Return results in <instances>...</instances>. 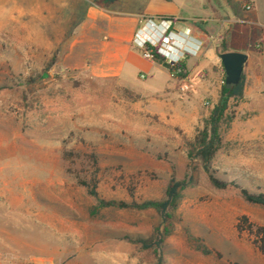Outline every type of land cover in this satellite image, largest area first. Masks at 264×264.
<instances>
[{
  "label": "rangeland",
  "instance_id": "374dc122",
  "mask_svg": "<svg viewBox=\"0 0 264 264\" xmlns=\"http://www.w3.org/2000/svg\"><path fill=\"white\" fill-rule=\"evenodd\" d=\"M245 1L168 0L156 10L180 20L141 15L220 26L224 5ZM74 3L41 0L39 20L24 13L0 30L2 258L35 264L40 235L55 244L50 264H264V207L239 194L264 193V101L228 100L211 169L238 188L214 189L192 150L224 80L218 54L185 57L183 81L139 51L143 78L68 68L59 58L83 16ZM234 22L235 30L250 26ZM258 39L245 49L256 50ZM92 155L104 200L159 201L171 178L182 182L167 219L154 210L95 208L75 180L88 179Z\"/></svg>",
  "mask_w": 264,
  "mask_h": 264
},
{
  "label": "crops",
  "instance_id": "0c3cea01",
  "mask_svg": "<svg viewBox=\"0 0 264 264\" xmlns=\"http://www.w3.org/2000/svg\"><path fill=\"white\" fill-rule=\"evenodd\" d=\"M92 1L74 0V5L83 16L78 22L75 33L66 41L59 60L68 68H86V71L97 77L134 78L137 75L144 77L141 64L143 60L135 54L138 50L132 44L134 32L143 25L141 13L168 15L175 20L181 18L175 17L171 12L156 10V7L168 3L167 1L120 0L104 8L95 5ZM244 3L251 5L249 12L242 10L243 3L236 7L225 4L228 17L220 21V26L203 25L205 19L192 23H185L183 20L172 24V29L178 32L180 41L186 44L192 54L186 56L187 60L195 59L197 56L204 57L208 52L212 53L214 58L224 52L245 53L247 59L242 70L243 98L264 101V0H246ZM5 4L8 5L6 8ZM130 4L134 6L132 10L122 9ZM141 5L143 9L139 8ZM24 13L32 15L33 21L37 14L39 20L41 0H0V30L4 27L2 23L5 20L17 23L22 20L21 16ZM234 18L248 20L254 25L235 30L231 26ZM20 27L24 30L26 26L22 24ZM32 28L35 29L34 23ZM257 36L259 37L257 50L245 49L248 41ZM211 41L214 42V47L209 51ZM222 42L227 49L221 52L217 48ZM217 63L221 67L220 62ZM41 226V219L38 218L36 227L41 229ZM46 248L49 252L48 257L44 254ZM51 248L54 252L55 244L39 235L38 249H35L38 253L33 255L34 263L50 264ZM4 251L6 250L3 241L0 240V264H16L2 258Z\"/></svg>",
  "mask_w": 264,
  "mask_h": 264
},
{
  "label": "trees",
  "instance_id": "16d2710c",
  "mask_svg": "<svg viewBox=\"0 0 264 264\" xmlns=\"http://www.w3.org/2000/svg\"><path fill=\"white\" fill-rule=\"evenodd\" d=\"M120 0H93L92 2L99 7H107L108 5L118 2ZM168 1V0H167ZM254 37L250 39L253 42ZM220 51H226V45L224 42L220 44ZM257 50V49H256ZM153 61L163 65L171 74L172 70L180 69L185 70L183 62L178 63L174 68L168 66L164 63L159 55L156 53L153 48ZM180 78L185 77L184 74H179ZM243 87H244V76L241 75L240 81L233 86H227L222 83L220 87L219 97L209 113L208 118L205 120L202 129L198 132L197 136L194 138L192 155L198 160L201 168L207 176L209 184L217 190H223L228 186H233L238 188V185L235 182L223 181L214 176V172L211 169V162L214 158L215 153L217 152L220 145L219 137V127L223 121V114L227 109L228 100H238L243 97ZM70 153H64L63 159L68 160ZM91 161L93 164V171L89 174L88 179H79L75 176L76 184L85 189L86 194L95 201V208L101 207H114L118 209H128L136 211L144 210H154L160 218L164 221L168 217V210L174 208L176 205V200L178 199V192L183 186L182 182L174 181L173 178L168 182L164 192V199L162 200H143L137 202L132 200L130 202L124 201H113V200H104L100 198L97 192V172L98 168L96 167V159L92 155ZM239 194L242 199L252 205L264 207V193H252L247 189L240 188ZM262 236H264V228H259ZM260 249L264 251V238L261 239ZM160 243V240L156 245ZM144 247L150 248V245H145Z\"/></svg>",
  "mask_w": 264,
  "mask_h": 264
},
{
  "label": "built area",
  "instance_id": "2783aa9c",
  "mask_svg": "<svg viewBox=\"0 0 264 264\" xmlns=\"http://www.w3.org/2000/svg\"><path fill=\"white\" fill-rule=\"evenodd\" d=\"M242 10L249 12L251 5L248 3L242 4ZM143 25L136 29L133 34L132 44L139 51L141 57L146 61L154 62L153 48L159 55L161 60L168 66L174 68L178 63L182 62L188 55H192L186 44L180 41L178 32L172 29V20L165 17H148L141 18ZM235 23L243 25H254L245 19H237ZM185 70L174 69L171 75L175 78H180L179 74H184ZM140 78H143L140 75ZM184 78V77H183ZM180 78V80H184ZM182 90H187V85L181 86Z\"/></svg>",
  "mask_w": 264,
  "mask_h": 264
},
{
  "label": "water",
  "instance_id": "95a60500",
  "mask_svg": "<svg viewBox=\"0 0 264 264\" xmlns=\"http://www.w3.org/2000/svg\"><path fill=\"white\" fill-rule=\"evenodd\" d=\"M218 58L224 72L223 83L227 86L236 85L240 81L247 55L242 52H224Z\"/></svg>",
  "mask_w": 264,
  "mask_h": 264
}]
</instances>
